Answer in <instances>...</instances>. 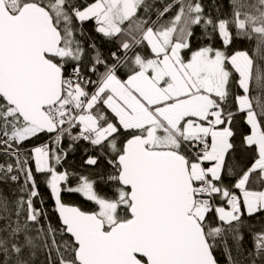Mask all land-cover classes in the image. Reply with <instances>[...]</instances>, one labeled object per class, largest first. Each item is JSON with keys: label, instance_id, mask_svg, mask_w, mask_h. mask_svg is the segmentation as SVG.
Wrapping results in <instances>:
<instances>
[{"label": "snow or ice", "instance_id": "1", "mask_svg": "<svg viewBox=\"0 0 264 264\" xmlns=\"http://www.w3.org/2000/svg\"><path fill=\"white\" fill-rule=\"evenodd\" d=\"M0 264H264V0H0Z\"/></svg>", "mask_w": 264, "mask_h": 264}, {"label": "trees", "instance_id": "2", "mask_svg": "<svg viewBox=\"0 0 264 264\" xmlns=\"http://www.w3.org/2000/svg\"><path fill=\"white\" fill-rule=\"evenodd\" d=\"M225 4L227 3V0H224ZM239 47H242V48H248L250 50V55L252 54L251 52V45H248V44H243V45H240ZM80 156H81V153H76L75 156H73L71 159L73 161H75V163L78 165L80 163ZM69 199H76L75 197H69Z\"/></svg>", "mask_w": 264, "mask_h": 264}]
</instances>
